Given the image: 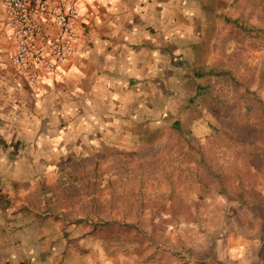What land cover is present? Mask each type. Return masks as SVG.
Returning <instances> with one entry per match:
<instances>
[{
    "label": "rangeland",
    "instance_id": "374dc122",
    "mask_svg": "<svg viewBox=\"0 0 264 264\" xmlns=\"http://www.w3.org/2000/svg\"><path fill=\"white\" fill-rule=\"evenodd\" d=\"M173 2L168 22L144 25L171 41L173 65L159 84L134 90L132 150L69 164L89 178L100 163L98 185L85 190L55 186L60 169L38 174L32 189H4L11 211L25 202L39 212L38 263L264 264V46L249 31L264 30V0ZM198 66L244 85L213 77L209 104L183 112Z\"/></svg>",
    "mask_w": 264,
    "mask_h": 264
},
{
    "label": "crops",
    "instance_id": "0c3cea01",
    "mask_svg": "<svg viewBox=\"0 0 264 264\" xmlns=\"http://www.w3.org/2000/svg\"><path fill=\"white\" fill-rule=\"evenodd\" d=\"M78 3L73 53L59 74L39 66L32 89L8 59L13 40L0 0V264L52 263L35 259L32 235L39 232L34 221L39 212L25 202L11 211L14 203L4 189H30L45 170L120 153L126 146L132 150L134 90L159 84L155 77L173 65L171 41L144 27L168 22L173 0Z\"/></svg>",
    "mask_w": 264,
    "mask_h": 264
},
{
    "label": "built area",
    "instance_id": "2783aa9c",
    "mask_svg": "<svg viewBox=\"0 0 264 264\" xmlns=\"http://www.w3.org/2000/svg\"><path fill=\"white\" fill-rule=\"evenodd\" d=\"M4 3L5 20L13 40L8 59L25 84L34 89L39 66L59 74L69 60L79 35L81 7L78 0H4Z\"/></svg>",
    "mask_w": 264,
    "mask_h": 264
},
{
    "label": "trees",
    "instance_id": "16d2710c",
    "mask_svg": "<svg viewBox=\"0 0 264 264\" xmlns=\"http://www.w3.org/2000/svg\"><path fill=\"white\" fill-rule=\"evenodd\" d=\"M238 23V22H235ZM251 32V34H255V36L258 37V39L260 38L261 41L263 42V46H264V30L262 29H255L252 28L251 30H249ZM259 33L261 35H259ZM193 78L196 79L195 81V93L194 95L188 99L186 106L183 109V112L187 111H200L202 107L206 106L207 104H209L211 98H212V91L214 89V84L212 83V78L213 77H217V78H227V80L232 83V86L234 88L236 87H240L241 86V82L235 78L232 75V72L229 71H216L213 68H206L205 66H198L197 69H195L193 71V75L191 76ZM244 85V84H242ZM260 128L263 131V137L262 139L264 140V120L259 122ZM172 130L175 133H183L185 131V126L183 125V123L181 122V120H176L172 126ZM225 132H227V135L232 136L231 137V141L232 143H239L237 141V136H235V132L231 131V130H225ZM236 139V140H235ZM256 155H258V157L262 160H264V149L263 150H259L257 148V153ZM97 163H99V161H97ZM96 164V162H95ZM100 165V163H99ZM99 165L96 164L95 166L92 167L93 170V176L91 177H86L84 174H82V172L79 174H75L72 173L70 171V169H66V168H62L60 169L61 171L58 174V177L56 179V185L58 187H62L63 189H67V187L65 186H69L68 184L74 186L77 191L79 190L77 187H82L83 190H85V188H91L90 186L93 187V185L97 184L99 181V177H100V171H99ZM115 166V163L110 164V169H113ZM97 170V171H96ZM130 170V169H129ZM131 173V172H130ZM85 176V177H83ZM112 178V177H110ZM114 182V181H113ZM79 185V186H76ZM98 185V184H97ZM79 187V188H80ZM50 188V187H49ZM48 185L45 184H40V189L41 190H48ZM65 191V190H64ZM112 194H116V190L113 189V191H111ZM86 194H88L86 192ZM87 196V195H86ZM48 197L46 200H48V202H52L54 200H56V196H47ZM91 200H94L93 197H91ZM50 211L56 212L55 210L51 209ZM52 215H55L56 213H50Z\"/></svg>",
    "mask_w": 264,
    "mask_h": 264
}]
</instances>
